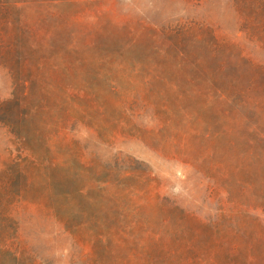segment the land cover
<instances>
[{
    "label": "rangeland",
    "instance_id": "obj_1",
    "mask_svg": "<svg viewBox=\"0 0 264 264\" xmlns=\"http://www.w3.org/2000/svg\"><path fill=\"white\" fill-rule=\"evenodd\" d=\"M8 1L27 2L21 13L36 33L28 40L35 50L24 46L21 52L26 66L44 57L47 67L59 68L54 76L85 82L96 100L85 103L80 115L73 114L66 139L62 133L56 135L47 112L22 118L13 127L16 137L4 125L12 118L5 107L0 113V170L10 154H16L14 142L35 148L39 142H77L84 161L91 164L80 171L79 180L60 179L54 184L56 194L65 190L72 194L71 202L60 198L54 202L67 215L81 207L84 216L72 215L71 223L85 221L90 228L92 222L86 220L110 206L98 189L108 180L119 185L110 193L120 197L127 188L139 192L135 201L148 205L143 216L152 222L158 217L157 197L200 217L229 209L222 200L229 183L218 175L224 172L231 179H241L244 186L250 184L252 196L246 194V202L264 194V142L260 140L264 110L215 102L200 69L193 65L196 59L210 65L223 60L222 78L233 80L235 88L250 98L264 100L263 76H254L248 66L238 63L235 52L230 56L221 52L209 61L210 50L195 39L201 28L213 31L220 45L235 44L264 67V50L242 33L234 0ZM62 56L74 62L72 75L64 70ZM46 73L35 76L41 80ZM12 91V79L0 64V102L9 100ZM41 100L38 86L33 85L26 104ZM74 170H78L75 164ZM205 172L215 178L213 190L202 177ZM79 188L89 191L86 198L75 196ZM39 192L27 190L13 212L22 246L37 264H84L93 251L103 254L102 247L95 245L93 229L77 233L74 247L70 236L39 205ZM253 212L264 223V210ZM171 218H178V209L171 208ZM8 263L7 258L0 262Z\"/></svg>",
    "mask_w": 264,
    "mask_h": 264
},
{
    "label": "trees",
    "instance_id": "obj_2",
    "mask_svg": "<svg viewBox=\"0 0 264 264\" xmlns=\"http://www.w3.org/2000/svg\"><path fill=\"white\" fill-rule=\"evenodd\" d=\"M53 1L55 0L50 2ZM234 2L243 24L242 33L248 42H255L264 50V0ZM26 3L0 0V64L7 70L13 85L11 98L0 102V113L6 107L4 111L12 115V118L4 125L10 129L11 134L18 137L13 130L15 124H19L22 118L47 112L51 114V125L56 135L62 133L66 139L73 114L80 115L85 103H94L96 97L85 89V82H65L54 76L59 68L54 64L47 67L48 61L44 57L30 67L22 61L24 46L30 52L35 50L28 42L31 36L36 35L33 34L34 26L21 13ZM201 30L202 33L195 36V39L210 50L209 61L216 60L221 52L228 53V56L235 52L238 63L248 66L254 76L264 77V67L249 59L240 47L230 43L220 45L213 31ZM179 52L182 54L181 50ZM61 58L65 62V56ZM193 65L200 69L204 81L211 88V99L215 102L226 106H238L242 103L248 108H255L256 112L264 110V100L258 102L257 99L250 98L246 92L235 88L233 80L222 78L225 73L223 60L210 65L204 60L196 59ZM64 70L72 75L74 62L66 60ZM44 71L52 76L46 73V78L41 80L35 76ZM33 85L38 86L42 100L30 106L26 103L31 97ZM110 89L114 91L115 86L111 85ZM237 96H242L243 99L238 98L241 101H237ZM49 100H52L51 106ZM97 108L102 110L101 106ZM262 137L260 140L264 142V135ZM14 143L16 154H10L4 169L0 170V262L7 258L8 264H37L22 246L13 217L16 205L30 189L40 191L38 199L42 202L39 205L47 209L57 226L63 229L62 233L70 236L74 247L77 246V233L84 228L87 231L93 229L91 235L95 239V245L102 247L103 254L98 256L93 251L92 255L86 257L84 264H264V223L253 212L257 209L264 210V194L259 193L262 196H256L252 203L246 202L245 198L252 196V192L248 194L250 184L244 186L239 178L231 179L225 172L218 174L221 180L229 183L225 190L226 196L222 199L229 205V209L224 210L222 207L220 212L212 216L200 217L194 211L170 207L157 197V204L154 206L158 217L153 222L143 216L145 206L148 205L135 201L140 198L139 192L127 188L124 190L127 194L120 197L117 192L110 193L111 189L118 188L119 185L108 180L98 186V189L102 200L107 201L110 206H104L97 215L86 220H91L88 221L92 222L90 228L85 221L75 225L71 223L72 215L84 216L81 207L77 206L75 212H68L67 215L65 212L62 214V208L54 202L55 198L67 202L72 200V194L66 190L56 194L54 184L60 179H71L74 182L79 180L80 171H85L91 164L84 161L85 157L77 142H39L37 148L27 146L25 142ZM74 164L78 170H74ZM58 173L64 176L58 177ZM202 177L207 181L208 189L213 190L211 180L215 181V178H210L206 172ZM88 194L89 191L85 188L75 190L78 198H86ZM171 208L178 209V218L174 220L171 218Z\"/></svg>",
    "mask_w": 264,
    "mask_h": 264
}]
</instances>
